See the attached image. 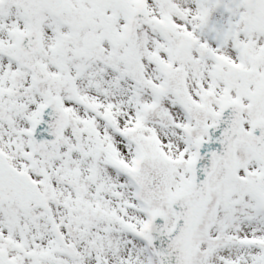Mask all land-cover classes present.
Returning <instances> with one entry per match:
<instances>
[{"label":"snow or ice","instance_id":"1","mask_svg":"<svg viewBox=\"0 0 264 264\" xmlns=\"http://www.w3.org/2000/svg\"><path fill=\"white\" fill-rule=\"evenodd\" d=\"M0 264H264V0H0Z\"/></svg>","mask_w":264,"mask_h":264}]
</instances>
